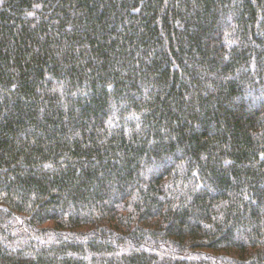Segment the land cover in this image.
Instances as JSON below:
<instances>
[{
	"label": "trees",
	"instance_id": "1",
	"mask_svg": "<svg viewBox=\"0 0 264 264\" xmlns=\"http://www.w3.org/2000/svg\"><path fill=\"white\" fill-rule=\"evenodd\" d=\"M0 264H264V0H0Z\"/></svg>",
	"mask_w": 264,
	"mask_h": 264
},
{
	"label": "rangeland",
	"instance_id": "2",
	"mask_svg": "<svg viewBox=\"0 0 264 264\" xmlns=\"http://www.w3.org/2000/svg\"><path fill=\"white\" fill-rule=\"evenodd\" d=\"M184 163H185L184 161H181V163H180V166H183V165H184Z\"/></svg>",
	"mask_w": 264,
	"mask_h": 264
}]
</instances>
